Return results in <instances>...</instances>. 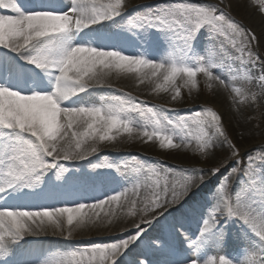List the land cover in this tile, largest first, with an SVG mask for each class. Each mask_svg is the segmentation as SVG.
I'll return each mask as SVG.
<instances>
[{
  "label": "snow or ice",
  "instance_id": "1",
  "mask_svg": "<svg viewBox=\"0 0 264 264\" xmlns=\"http://www.w3.org/2000/svg\"><path fill=\"white\" fill-rule=\"evenodd\" d=\"M240 2L0 0V264H264V147L242 153L208 103L181 114L108 83L131 77L182 102L202 81L256 101L241 85L256 79L264 95V61L230 11ZM252 3L264 16V0ZM122 136L197 162L62 163ZM121 214L138 218L134 233L73 242ZM193 220L196 233L182 231ZM47 236L65 244L34 239Z\"/></svg>",
  "mask_w": 264,
  "mask_h": 264
},
{
  "label": "bare ground",
  "instance_id": "2",
  "mask_svg": "<svg viewBox=\"0 0 264 264\" xmlns=\"http://www.w3.org/2000/svg\"><path fill=\"white\" fill-rule=\"evenodd\" d=\"M133 3L143 2V0H132ZM258 18V17H257ZM255 22L258 24L259 28L262 26L259 19H256ZM260 31V30H259ZM258 31V32H259ZM114 88L123 89L126 92H131L134 96L139 97L140 99L147 100L154 104H164L170 108H179L182 105L172 102L168 93L161 92L159 95L152 93L151 89L153 87L150 83H145L143 85L137 86L135 80L131 77L126 76H113L109 81ZM211 93V92H210ZM184 96V92L182 91ZM213 105L219 109L221 112L226 114V111L229 110V118H232L231 126L237 129L239 132H244V135L247 132H250L249 127L244 123H241V109L237 106L230 105L229 109H226L231 102V94L226 93L222 90L217 91L215 94L210 95ZM185 106V105H184ZM239 109V110H238ZM186 110H183L181 113H186ZM128 154L137 155L140 154L143 158H156L167 163V165H178V164H189V160L184 158L185 153L163 151L158 148V145L153 142L147 144L143 143L139 139H128L127 136L120 137L113 144H102L100 145L99 156H92L89 160H73V161H62L68 167H74L76 170H93L90 165L95 164L103 156H107L109 161L116 159H121L118 156H124ZM138 222L136 217H128L121 214L120 219L111 227L105 228L100 225H91L89 224L84 229L78 231L75 234L74 243H78L81 246L90 244V238H96L102 242H111L116 239V234L122 233L129 229H133V224ZM196 222V221H195ZM147 227V226H145ZM133 232V231H132ZM111 233V235L109 234ZM105 236V237H104ZM38 240L39 244L47 248L49 246H58L65 244V241L59 237H39L34 238ZM143 259V258H142Z\"/></svg>",
  "mask_w": 264,
  "mask_h": 264
},
{
  "label": "rangeland",
  "instance_id": "3",
  "mask_svg": "<svg viewBox=\"0 0 264 264\" xmlns=\"http://www.w3.org/2000/svg\"><path fill=\"white\" fill-rule=\"evenodd\" d=\"M227 2L228 0H225V4H227ZM230 11L235 17H237V19L242 21L244 25H246L249 29H251L253 32L256 33L257 39L256 41L253 42L254 51L260 54L261 61H264V16H262L259 13L258 6L253 4L252 0H241L239 6H234L233 8L230 9ZM256 19L260 20V23L262 25L260 28L258 24L255 22ZM262 67H264V65L258 63L256 65L257 72H259L262 69ZM241 80H243V76H241ZM241 86L246 88L248 92L257 93L258 94L257 100L252 101L248 99V100H243L242 102L239 103H236L231 100V102L229 103L226 109H229L230 105L237 106L239 109H241V123H244L247 127H249L248 129H250V132H247L244 135V132L241 131L238 133L237 129L231 126L232 125L231 121L233 119L229 118L230 117L229 110H227L225 114L227 131L231 139L235 141V143L238 145L242 153L244 152L258 153L260 149L264 147V95L260 94L262 90L259 87L258 81L256 79L246 81L242 83ZM200 89H201L200 94L193 92L192 95H189L187 90L183 89L182 90L184 92L183 101L176 102L177 104L182 105L178 109L181 108L191 109L190 107H195L202 103H208L209 105L214 106L210 97L212 93L206 92L204 90V85L202 81H201ZM221 155H227V152H224ZM102 158H107V156H103ZM184 158H186V160H189L188 162L190 163L197 162L191 154L185 153ZM69 168L74 169V167H69Z\"/></svg>",
  "mask_w": 264,
  "mask_h": 264
}]
</instances>
